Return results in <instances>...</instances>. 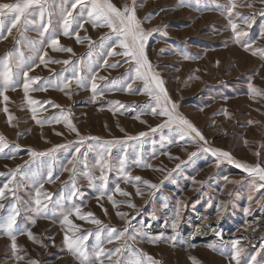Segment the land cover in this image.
<instances>
[{"label":"rangeland","instance_id":"obj_1","mask_svg":"<svg viewBox=\"0 0 264 264\" xmlns=\"http://www.w3.org/2000/svg\"><path fill=\"white\" fill-rule=\"evenodd\" d=\"M111 2L134 6L151 33L145 52L170 101L159 104L169 111L175 104L204 140L181 138L182 126L159 114L155 95L136 78L135 62L108 54L124 51L112 29L94 26L81 6L46 0L43 20L29 9L15 27L16 13L0 9V72L10 54L13 81L4 91L0 76L7 144L0 153V264H130L138 257L145 264L147 257L156 264H264V181L203 150L264 167V0ZM65 8L72 11L68 35ZM52 38L71 51L53 50ZM20 63L39 78L27 97ZM13 210L15 250L6 227ZM206 223L221 232L188 237ZM66 235L88 237L86 259L69 249Z\"/></svg>","mask_w":264,"mask_h":264},{"label":"snow or ice","instance_id":"obj_2","mask_svg":"<svg viewBox=\"0 0 264 264\" xmlns=\"http://www.w3.org/2000/svg\"><path fill=\"white\" fill-rule=\"evenodd\" d=\"M71 2V9H76L77 6H81L82 10L87 11V17L93 22L94 26L96 24H99V26H107L110 29H112L113 33L115 34L116 40L118 41V45L120 48L124 49L122 53L120 52H109V55H123L125 57H129L131 61L135 62V72H136V78L142 79L145 81V88L148 90L149 95H155L158 106L161 107V111L159 112L160 115H167L169 117L168 123H174L182 126L181 131V138H183L185 135H191L192 133H195L196 137H199L200 140H204V137L201 135V133L191 124L190 121H188L186 118L180 116L178 113H175L176 105H172V110L169 111L167 107L161 106L159 104L160 100L163 99L166 102H170L167 97L166 90L163 87V81L159 79L158 74L154 73L152 71V66L150 61L147 58L146 52H145V46L147 39L150 32H145L144 29L141 27V21L137 18L135 7L129 8L128 6H125L123 9L118 8L115 6L111 0H70ZM46 0H20V2L16 4H0V9H9L16 13L15 21L13 22V27L16 26V23L20 21L22 16H25V13L28 12L29 9H39V15L41 20H43L44 13L47 10L45 7ZM236 5L233 4L232 7L234 8ZM65 16L63 21V28H64V35L69 34V28L71 26V19L72 18V11L68 8H65L64 10ZM31 14V13H29ZM150 18V17H149ZM148 19V18H146ZM25 23H27V18H25ZM83 27V25H80ZM233 30L235 31L236 25H232ZM45 30H47L45 28ZM9 32H11V29H9ZM44 33L41 32V36H43ZM79 39V37H78ZM43 43V41H41ZM49 45L53 48V50H64V51H71V49H58V41L55 38H52L48 41ZM46 55V54H45ZM11 60V55L9 54L6 56L3 60V71L0 72V76H3L4 81V91H7L9 86H12V70L9 64V61ZM40 60L42 63H44V57L40 56ZM64 63H68V61H64ZM116 65H112V67H115ZM18 67L22 70L23 75V89L25 92V96L27 97V94L32 89V85L37 83V80L39 78H33L29 77L28 70H24L25 65L23 63H20ZM30 70V69H29ZM95 77H93V83L91 84L93 92L96 91L97 85L94 82ZM68 81L63 82V87H61L59 90L63 91L64 88H67L69 86ZM131 87V85H129ZM251 88V85H250ZM34 90H46L44 88H37ZM254 94L258 93V89L252 88L251 89ZM0 95H3V92L0 91ZM8 97L4 96V100H7ZM30 104H36L37 102L34 100L29 99ZM7 111V108L4 109ZM35 109H33V112L35 113ZM156 109H153V112L155 113ZM11 120V117H9ZM33 119H35V115H33ZM40 123V121H37ZM73 131L75 129L73 128ZM141 136L144 135V133L140 134ZM4 138L0 137V153L4 152V148L7 147L6 143H3ZM206 143V141H205ZM204 151H211L214 156H221L227 158L231 163H234L236 167L242 168L244 171L248 172L250 175H255L259 178L260 181H264V167H261L259 164L255 166H250L245 163H241L239 161L233 160L231 155L227 152H223L218 149H203ZM77 152H79V148L76 149ZM32 155H37V153H32ZM44 155V154H40ZM194 155V154H193ZM121 165H123V161H121ZM123 171V167L121 168ZM12 178H15V172L12 174ZM51 179V175L49 177ZM136 180H139L140 177H136ZM11 183V181H9ZM145 183H148L145 181ZM41 187L43 185L41 184ZM151 187H155V185H151ZM259 187L264 188V184H261ZM4 189L9 188L8 184L4 185ZM117 191L119 189L117 188ZM123 195H128L127 193H121ZM40 192L37 191V205L40 204ZM4 197V191L0 190V198ZM111 199V197H109ZM134 207V205H131ZM0 207H3V205H0ZM76 214L79 216V209H76ZM17 211L13 210V214L8 218L7 220V230L8 234L12 238V248L16 249V243H15V236L12 235L13 225L15 224ZM71 215V213H69ZM87 215L91 216V213H88ZM79 218L84 219L83 216H79ZM65 224L72 225V221L68 219V216L64 217ZM93 223H100L99 220H93L91 221ZM34 223V221H33ZM0 227H4L3 224H0ZM173 228L176 227V224L173 223ZM115 229H112L111 232H109V242H111L112 233L115 232ZM29 238H32V234L28 233ZM87 236H84L83 238H69L67 235L65 236V240L67 242V245L70 250H73L75 253H78L80 257L86 259V253L83 248V240H87ZM121 238L120 235H117L115 239L119 240ZM97 240H99V236H97ZM239 242L236 241L233 244V248H236V244ZM120 249L117 248L116 252H119ZM103 250L101 249L100 252L97 254H102ZM239 256V249H237L234 253L232 258L235 260ZM148 264H156L155 261L152 260L151 257H147ZM130 264H145L144 258H136L133 259ZM237 264H239V260H237Z\"/></svg>","mask_w":264,"mask_h":264},{"label":"bare ground","instance_id":"obj_3","mask_svg":"<svg viewBox=\"0 0 264 264\" xmlns=\"http://www.w3.org/2000/svg\"><path fill=\"white\" fill-rule=\"evenodd\" d=\"M202 233H196L193 230L190 231L188 234V237L191 239H199L201 237H205L206 235H208V233H212V232H221V228L218 227L217 224H204L201 228ZM259 230L254 231V234H258Z\"/></svg>","mask_w":264,"mask_h":264}]
</instances>
